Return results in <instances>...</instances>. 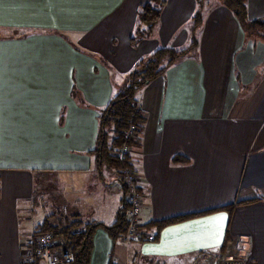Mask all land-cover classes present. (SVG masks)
Returning a JSON list of instances; mask_svg holds the SVG:
<instances>
[{
    "label": "crops",
    "instance_id": "0c3cea01",
    "mask_svg": "<svg viewBox=\"0 0 264 264\" xmlns=\"http://www.w3.org/2000/svg\"><path fill=\"white\" fill-rule=\"evenodd\" d=\"M149 1L0 0V264H23L44 224L96 226L90 264H209L217 252L212 264L243 252L264 264V41L217 0H202L195 46L137 91L144 122L127 161L97 159L100 111L126 74L193 40L199 0H166L158 38L134 48ZM247 17L264 18V0H247ZM124 166L152 241L107 231L125 222Z\"/></svg>",
    "mask_w": 264,
    "mask_h": 264
},
{
    "label": "trees",
    "instance_id": "16d2710c",
    "mask_svg": "<svg viewBox=\"0 0 264 264\" xmlns=\"http://www.w3.org/2000/svg\"><path fill=\"white\" fill-rule=\"evenodd\" d=\"M220 4L226 7L238 20L242 30H248V36L258 35L263 36L264 33V19H248L247 17V0H217ZM166 0H151L138 8L136 13L137 28L144 27L143 38L149 37L157 26L161 12L164 8ZM198 7L193 18L191 19V30L193 40L190 48L187 49H173L160 48L151 53L145 58L137 61L134 68L126 75L125 81L120 87L116 96L100 111L99 115V131L96 140L97 159H104L105 161L118 162L114 152L124 144L129 145L130 139L125 138L124 131L130 126H136L138 131L141 130L144 122V116L139 109L138 103L135 99V93L151 83L158 76L162 75L165 70L175 63L177 60L183 58L196 44V34L194 33L201 25L203 17L204 6L203 1L197 2ZM142 38V39H143ZM141 39V38H140ZM140 39L138 41H140ZM135 39L130 38V43L133 46ZM135 135V137L137 136ZM173 163L184 162L183 158L173 157ZM124 163V162H122ZM125 205V204H124ZM126 210V206L125 209ZM176 221V220H175ZM96 226H87L84 230H76V232H51L50 227L46 224L42 225L36 232L35 236H40L44 233H50L55 246L61 250H68L73 254V264H90V257L93 250V232ZM113 230L112 238L116 235L125 234V222L123 213H121L118 222L113 227H108L107 231ZM120 230V232H118ZM114 234V235H113ZM62 235L61 239L57 236ZM36 237H34L35 241ZM32 244L25 246V248H32ZM36 262L35 264H37Z\"/></svg>",
    "mask_w": 264,
    "mask_h": 264
},
{
    "label": "built area",
    "instance_id": "2783aa9c",
    "mask_svg": "<svg viewBox=\"0 0 264 264\" xmlns=\"http://www.w3.org/2000/svg\"><path fill=\"white\" fill-rule=\"evenodd\" d=\"M137 127L130 126L124 131L125 138H131L137 135ZM131 152L129 145L124 144L114 152L115 157L120 162H126ZM124 184V204L125 210V234L124 242L130 243L135 239H143L152 241L154 235L152 233L145 234L140 228V211L143 202V196L138 189V179L135 173L128 167L124 166L119 170ZM246 253L243 256L227 255L219 264H244L246 261ZM135 257L132 261H135ZM73 254L68 250L56 248L55 241L50 233H44L38 236L34 241L32 248H24L22 251L23 264H73Z\"/></svg>",
    "mask_w": 264,
    "mask_h": 264
},
{
    "label": "rangeland",
    "instance_id": "374dc122",
    "mask_svg": "<svg viewBox=\"0 0 264 264\" xmlns=\"http://www.w3.org/2000/svg\"><path fill=\"white\" fill-rule=\"evenodd\" d=\"M200 1H202V0H200ZM204 1V0H203ZM207 1V0H206ZM149 2H151V0L149 1ZM149 2H147V3H149ZM262 19H264V18H262ZM159 23V22H158ZM186 28L187 29H185L187 32H188V27L186 26ZM144 27H139V28H137V24H135V26H134V28H133V32H132V34H131V37L133 38V39H135V42H134V45H133V47L134 48H136L137 47V45L141 42V40H146V39H152V38H158V33H157V26L154 28V30H153V32L150 34V36L149 37H145V38H143L142 36L144 35L143 33H144ZM190 31V30H189ZM262 33H264V32H262ZM245 34L248 36V30L247 29H245ZM250 36V35H249ZM251 36H253V37H255V38H257V39H260L261 41L263 40L264 41V34H263V36H258V35H251ZM141 38V39H140ZM143 38V39H142ZM140 39V41H138ZM164 48H167V47H164ZM160 49V48H159ZM103 62V61H102ZM114 73V72H113ZM114 74H116V73H114ZM126 75H129L128 73L126 74ZM126 77V76H125ZM137 93V92H136ZM136 93H135V95H136ZM135 97V99H136V96H134ZM136 102H137V100H136ZM223 256V254H222V252H217V253H215L214 254V257H211V258H209V264H212V262L213 261H219V259L221 258Z\"/></svg>",
    "mask_w": 264,
    "mask_h": 264
},
{
    "label": "snow or ice",
    "instance_id": "6c2138e0",
    "mask_svg": "<svg viewBox=\"0 0 264 264\" xmlns=\"http://www.w3.org/2000/svg\"><path fill=\"white\" fill-rule=\"evenodd\" d=\"M219 220H223V217L218 218Z\"/></svg>",
    "mask_w": 264,
    "mask_h": 264
},
{
    "label": "water",
    "instance_id": "95a60500",
    "mask_svg": "<svg viewBox=\"0 0 264 264\" xmlns=\"http://www.w3.org/2000/svg\"><path fill=\"white\" fill-rule=\"evenodd\" d=\"M244 255V252L243 253H241L239 256H243Z\"/></svg>",
    "mask_w": 264,
    "mask_h": 264
}]
</instances>
